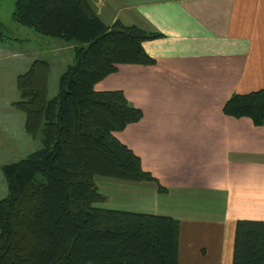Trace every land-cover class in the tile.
Returning a JSON list of instances; mask_svg holds the SVG:
<instances>
[{
    "label": "crops",
    "instance_id": "crops-1",
    "mask_svg": "<svg viewBox=\"0 0 264 264\" xmlns=\"http://www.w3.org/2000/svg\"><path fill=\"white\" fill-rule=\"evenodd\" d=\"M90 3L106 25L117 20L156 34L141 42L150 63L117 64L93 85L121 90L141 111L113 135L164 188L121 180L123 192L135 212L177 219V264H231L235 221H264V124L221 108L232 94L264 87V0ZM42 39L60 58L59 75L75 43ZM40 52L35 48L26 57L23 50L0 46V64L12 65L9 81L0 79V96H7L10 128L16 123L26 141L33 137L24 130L25 116L12 105L18 99L15 77ZM58 75L47 97L55 94Z\"/></svg>",
    "mask_w": 264,
    "mask_h": 264
},
{
    "label": "trees",
    "instance_id": "trees-1",
    "mask_svg": "<svg viewBox=\"0 0 264 264\" xmlns=\"http://www.w3.org/2000/svg\"><path fill=\"white\" fill-rule=\"evenodd\" d=\"M11 19L75 46L51 97L45 61L35 59L16 77L12 105L40 146L0 166V264H177V219L93 205L104 200L96 175L156 182L113 135L141 111L121 90L93 88L117 64L150 63L141 42L156 34L117 20L104 24L90 0H15ZM221 111L263 125L264 87L232 94ZM231 264H264L263 220L235 221Z\"/></svg>",
    "mask_w": 264,
    "mask_h": 264
},
{
    "label": "rangeland",
    "instance_id": "rangeland-1",
    "mask_svg": "<svg viewBox=\"0 0 264 264\" xmlns=\"http://www.w3.org/2000/svg\"><path fill=\"white\" fill-rule=\"evenodd\" d=\"M14 1L15 0H0V22L2 24L1 31L3 33L0 46L2 48H18L19 50H23V53L27 55L26 57H28L29 54L31 55V51L35 48L41 51L39 53L41 56L33 58L27 69L22 73L28 70L30 64L35 59L45 61L48 66L45 92L46 96H49L48 93L56 86L55 83L60 67V58L55 52L47 51L48 46H43L39 41L41 38L49 40V37L36 32L28 26L15 23L11 19ZM11 67V64H0V79L5 83L9 81V70H11ZM6 97L5 94L0 96V166L6 162L24 157L27 153L40 146L39 135L26 141L23 136H21V129L16 123L10 128L12 124L7 121V115H9V113L4 103ZM8 135L13 138L10 139ZM93 180L98 191L104 196V200L94 203V206L127 211H135L138 209L134 206V203L131 202V197H127L123 192L122 187H124V181L100 175L94 176ZM5 189L0 170V198L4 197L6 193Z\"/></svg>",
    "mask_w": 264,
    "mask_h": 264
}]
</instances>
